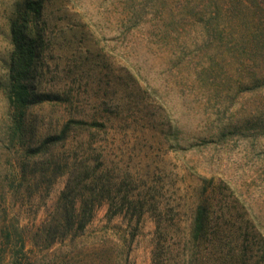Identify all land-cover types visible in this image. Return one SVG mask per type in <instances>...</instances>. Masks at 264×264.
I'll return each instance as SVG.
<instances>
[{
  "label": "rangeland",
  "instance_id": "1",
  "mask_svg": "<svg viewBox=\"0 0 264 264\" xmlns=\"http://www.w3.org/2000/svg\"><path fill=\"white\" fill-rule=\"evenodd\" d=\"M24 1L0 0V226L18 219L36 264H178L203 202L194 264H264V71L183 100L166 56L117 30L116 0H38L33 98L14 132L9 19ZM64 202L90 212L83 226L59 219Z\"/></svg>",
  "mask_w": 264,
  "mask_h": 264
},
{
  "label": "trees",
  "instance_id": "2",
  "mask_svg": "<svg viewBox=\"0 0 264 264\" xmlns=\"http://www.w3.org/2000/svg\"><path fill=\"white\" fill-rule=\"evenodd\" d=\"M40 12L38 0H25L23 8L9 19L12 49L7 66V101L14 132L22 130L25 111L33 98L32 73ZM259 12L264 13V1L116 0L113 7L117 30L128 37L134 53L146 50L166 56L168 73L175 78L183 100L186 92H192L196 100V94L206 85L213 86L211 94L220 98V83L231 89L244 69L264 71V16L254 15ZM234 73L236 81L232 80ZM69 129L66 124L49 141L64 139ZM89 214L86 207L76 213L72 205L69 208L64 202L59 219L69 223L78 215L83 226ZM11 217L0 226V264H36L35 254L27 247L25 229L16 217ZM207 220L206 205L199 203L189 230L190 250L178 264L196 262L195 243L207 233Z\"/></svg>",
  "mask_w": 264,
  "mask_h": 264
}]
</instances>
